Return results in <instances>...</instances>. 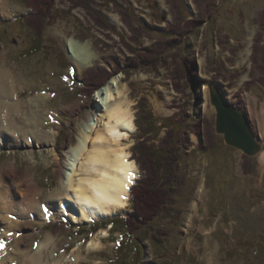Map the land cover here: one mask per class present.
<instances>
[{"label": "rangeland", "instance_id": "obj_1", "mask_svg": "<svg viewBox=\"0 0 264 264\" xmlns=\"http://www.w3.org/2000/svg\"><path fill=\"white\" fill-rule=\"evenodd\" d=\"M76 1L53 0L49 16L43 20L41 37L36 36L27 20L32 12L23 0H4L3 5H8L0 8V68L10 75L13 102L24 106L16 115L12 113V118L8 116L22 130L17 137L19 144L0 135V171L5 185L9 184L5 171L16 168L31 180L50 213L45 201L60 184L58 163H64L69 142L76 143L97 94L90 99L85 95L82 75L98 67L113 73V64H120L122 72L114 77H123L135 124L142 100L158 126L167 120L176 122L184 111L192 117L182 130L188 140L180 160L182 185L174 190L166 212L138 234L144 248L142 264H264L261 154L248 158L226 145L216 133V111L208 87L215 84L227 102L240 108L257 136L256 119L249 105L253 104L259 114L264 113V0H183L187 20L203 16L198 28L184 35V24L180 28L177 23L181 8L175 0H95L92 10L73 8ZM209 4L212 9L208 11ZM173 31L178 34L172 35ZM60 34L91 43L98 55L94 66L78 69L63 47ZM175 41H179L177 46L173 45ZM144 49L154 52V57L138 59ZM139 60L141 66H131ZM183 62L188 73L180 71ZM175 76L186 85L183 92L176 87ZM1 92L0 89V110L4 102ZM40 94L45 96L41 103L36 101ZM10 96L7 94L6 104ZM76 109L79 114L75 116ZM39 111L44 117L40 118ZM0 114L3 118L1 111ZM206 122L215 130L216 141L205 134ZM33 129L46 135L57 130L56 148L63 152L57 161L49 153L50 144L41 147L35 142L29 134ZM167 132L166 128L160 130L149 144L158 147ZM145 138L136 124L128 150L135 162V146ZM174 143L179 146L180 141L176 139ZM139 173L138 178L140 168ZM32 192L31 199L35 200L37 195ZM132 212L129 197L124 212L93 224H74L56 213L44 220L33 218L32 226L23 233L11 232L14 237L7 248L15 246L20 234L26 237L30 233L33 237L29 245L22 248L36 251V246L50 234L55 242L44 252V264H107L115 255L116 240L124 229L118 223L112 233L110 223ZM155 231L168 235L160 245L152 240ZM97 235H101V245L89 247Z\"/></svg>", "mask_w": 264, "mask_h": 264}, {"label": "bare ground", "instance_id": "obj_2", "mask_svg": "<svg viewBox=\"0 0 264 264\" xmlns=\"http://www.w3.org/2000/svg\"><path fill=\"white\" fill-rule=\"evenodd\" d=\"M3 1L0 0V8L5 9L8 2L3 5ZM114 22L116 23V20ZM59 37L70 60L78 69L94 66L98 55L91 43H81L62 34ZM9 76L6 70L0 68V89L4 99L0 111L2 114L5 112L3 118L0 114L3 119L0 135L12 144H19L17 137L22 134V130L16 127L11 118L12 113L16 115L24 106L19 101L13 102L14 87L10 86ZM7 94L11 95L9 104L5 103ZM37 98L39 100L36 101L40 103L45 100V96L41 94ZM249 110L256 119L258 139L263 143L264 113L259 114L255 111L253 104L249 105ZM113 113L119 123L110 119ZM73 114L78 115L79 109ZM9 115H11L10 119H8ZM39 115L40 118L44 117L42 111ZM134 120L132 103L127 86L123 83V77H114L97 91L94 106L82 122L76 143L69 142L64 153L66 156L64 163L62 165L58 163L60 184L45 201L50 210L49 214L41 203L37 191L34 190L31 180L24 173H20L14 167L8 168L5 174L9 184L5 185V178L0 171V231L6 229L3 237L0 238V264H44V252L55 242L53 235L48 234L36 246V251L29 249L26 251L22 248V245H29L33 237L30 233L26 234V237L20 234L15 246L7 248V244L13 240L10 238L14 237L11 232H24L26 228L32 226L33 218L44 220L56 213L74 224H93L116 216L118 211H125L129 206L130 188L139 174V168L130 158L128 151L129 139L136 131ZM30 125H33L32 120ZM113 131L116 135L112 134ZM39 132L33 129L29 134L33 135V139L41 147L50 144L49 153L54 157V161H57L63 153L56 148L57 130L52 131L50 135ZM192 137L198 142L196 135ZM259 160L264 164V152L259 156ZM22 188L24 190L21 192ZM31 192L37 195L35 200L31 199ZM2 224H6V228H3ZM101 235H97L89 247L100 246Z\"/></svg>", "mask_w": 264, "mask_h": 264}, {"label": "trees", "instance_id": "obj_3", "mask_svg": "<svg viewBox=\"0 0 264 264\" xmlns=\"http://www.w3.org/2000/svg\"><path fill=\"white\" fill-rule=\"evenodd\" d=\"M23 1L26 7L32 12V15L27 19L29 24L33 27L36 36L41 37L44 31L43 20L49 16L51 8L54 5L53 0ZM175 1H177L181 8L178 12L177 23L179 26L184 24V33L181 35L195 31L198 28V24H200L199 20H201L203 16L200 15L198 19L192 18L191 20H187L184 14L183 0ZM93 3H95V0H78L75 2L73 8L81 7L92 10ZM208 7V11L212 9L210 4ZM171 34L174 35L178 33L177 31H173ZM263 35L262 33L261 36ZM177 44H179V41L173 42L174 46H177ZM128 48L134 52L130 46H128ZM256 49L259 53L258 46ZM157 51L159 50L156 49L155 52ZM143 52L144 53L138 54V59L146 58L150 60L154 57V52L148 51V49H144ZM141 65L142 62L139 60L138 63L136 61L132 63L131 66L139 67ZM113 68V73L107 68L98 67L96 69L87 70L82 75L84 80L82 85L83 92L89 99L92 98L96 90L108 83L117 73L122 72L120 64H113ZM188 70L187 64L184 63L180 71L188 73ZM175 78L176 87L183 92L186 85L179 83V80L182 79L181 77L175 76ZM261 81L264 82V78H262ZM191 118V115L187 111H184V113L179 115L176 122H169V120H167L162 123V126H158L155 116L153 112L149 110L146 101L142 100L139 102L136 124L138 130L141 132V136L144 138L146 137L143 142L135 146V160L141 170V176L130 189L133 212L126 217L115 218L110 223L113 225L112 233L117 230L118 223L123 224L124 229L119 232L120 237L116 240L117 247L114 250L115 255L109 259V263L107 264H142L144 248L140 239H138V234L146 227H150L160 214L166 212L170 199L174 195V190L178 185H182L180 184L181 180L179 176L180 160L182 159L183 149L187 148L188 142L187 139H184L182 130L187 121L192 120ZM205 127V134L216 141L217 134L211 124L206 122ZM165 128L168 132L161 140V144L158 147L154 144H149L153 141L151 137ZM197 128H199V125ZM176 139H178V142L180 141L179 146L177 143H174ZM167 236L166 232L155 231L152 233V240L155 244L160 245L167 239Z\"/></svg>", "mask_w": 264, "mask_h": 264}, {"label": "water", "instance_id": "obj_4", "mask_svg": "<svg viewBox=\"0 0 264 264\" xmlns=\"http://www.w3.org/2000/svg\"><path fill=\"white\" fill-rule=\"evenodd\" d=\"M211 104L216 111V133L225 144L242 152L248 158H255L264 151V144L253 132L244 112L227 102L218 87L210 83Z\"/></svg>", "mask_w": 264, "mask_h": 264}, {"label": "clouds", "instance_id": "obj_5", "mask_svg": "<svg viewBox=\"0 0 264 264\" xmlns=\"http://www.w3.org/2000/svg\"><path fill=\"white\" fill-rule=\"evenodd\" d=\"M110 119L111 120H115L117 123H119L120 121L118 120L117 116L113 113L111 116H110ZM109 127L111 128V125H109ZM113 135H116V133L113 131L112 132Z\"/></svg>", "mask_w": 264, "mask_h": 264}]
</instances>
